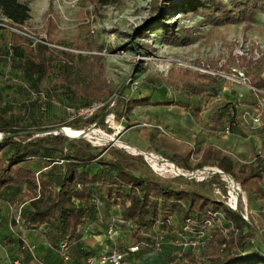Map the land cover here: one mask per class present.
<instances>
[{
    "label": "rangeland",
    "instance_id": "obj_1",
    "mask_svg": "<svg viewBox=\"0 0 264 264\" xmlns=\"http://www.w3.org/2000/svg\"><path fill=\"white\" fill-rule=\"evenodd\" d=\"M26 1L30 19L19 28L22 36L16 35L31 44L32 53L37 45H45L51 66L44 79L24 76L22 58L28 54L23 47L10 45L11 26L0 16V25L8 31H0V113L4 118L17 128L40 126L49 131L79 119L81 129L59 126L65 134L86 133L84 137L74 134L75 139H67L70 143L117 160L137 175L220 200L211 186L155 172L143 156L124 149L123 135L131 126L145 129L148 134L143 130L139 137L148 141L146 151L166 158L169 155L156 148L155 135L177 139L179 132L187 128L197 133L194 139L200 144L206 139L203 130L207 117L225 102L236 107L237 125L232 128L241 133L239 137L262 135L264 90L253 91L250 82L252 77L264 79V9L250 21L213 26L197 13L179 14L174 7L180 2L175 0H106L107 4L104 0H19ZM160 16L169 24L163 27L164 35L155 24ZM173 36L175 40H171ZM183 70L191 71L195 77H208L216 89L214 96L190 97L180 88L164 84L152 90L153 83L166 76L175 78ZM121 96H151L167 104L134 108L127 114L128 120L120 115V105L115 104ZM104 107L107 113L101 110ZM257 116L260 123L253 121ZM101 117L106 130L100 127ZM94 119L96 123H91ZM232 128L228 135L220 136L231 137ZM192 155L186 163L188 167L197 161L196 154ZM182 164L176 163L184 168ZM243 197L238 209L249 213L248 224L254 233L250 246L263 251L264 202L244 192ZM116 215L109 221H86L81 230L83 244L98 248L100 254L107 253L113 245L125 249L136 244L141 235L115 222L120 220ZM110 227L111 239L107 235ZM17 231L39 258L48 264H65L58 249L50 247L40 233L34 234L32 243L21 222L17 225L14 221H0V238L7 233L16 236ZM170 232L158 229L157 235L162 238L159 250L151 245L144 247L139 252L141 260L136 257L133 264H169L171 257L176 259L180 250ZM194 251L198 262L205 261L201 248ZM4 253L5 248L0 246V262ZM68 253L74 260L70 264H82L77 246Z\"/></svg>",
    "mask_w": 264,
    "mask_h": 264
},
{
    "label": "trees",
    "instance_id": "obj_2",
    "mask_svg": "<svg viewBox=\"0 0 264 264\" xmlns=\"http://www.w3.org/2000/svg\"><path fill=\"white\" fill-rule=\"evenodd\" d=\"M175 1L180 2L174 7L178 8L179 14L197 13L213 26L250 21L264 9V0ZM103 2L108 3L106 0ZM164 2L169 3V0ZM29 13L27 1L21 3L19 0H0V16L9 26H23L30 19ZM161 16L155 24H158L159 27L156 28L164 35L163 27L169 24L164 23ZM0 31L8 32L1 25ZM9 34L12 40L10 45L21 46L28 54L22 58L24 76L31 79L38 76L44 79L51 66L46 57L49 52L47 47L37 45L33 49L35 53H32L30 43L15 33ZM175 39L174 36L171 38ZM207 80L208 77H195L191 71L183 70L175 78L166 76L162 81L153 83L152 90L164 84L175 89L180 88L190 97L214 96L216 89L209 83L210 80ZM250 85L262 91L264 79L259 76L252 77ZM115 104L120 105V115L127 118L129 111L134 108L167 103L154 104L151 96H121ZM106 109L101 108L107 113ZM236 116L234 105L221 103L217 112L210 118V123L215 130H230L237 125ZM103 119L101 117L99 123L100 127L105 129ZM90 122L96 123V119ZM80 123L82 121L77 119L51 127L50 131H57L61 128L59 126L79 129ZM50 131L48 127L40 126L17 128L0 113V135L5 137L0 141V201L23 204L20 220L25 233H40L48 245L56 250H59L62 244H67L69 249L77 246L84 264L88 258H95L100 253L98 248L90 249L81 243V230L86 222L87 212L92 209L91 205L95 207L99 202H104L118 207L119 218L127 221L133 227V232L141 235L136 241L138 251L129 253L126 257L129 264H133L132 261L136 257L141 260L139 252L144 247L151 245L154 249L150 237H145L144 234H152L160 228H166L176 240L178 234L183 232L185 224L190 226L192 234L201 235V256L205 261L198 262L193 256L195 251L188 249L179 259L171 257L169 264H264V250L250 246L254 233L239 211H230L222 201L195 190L179 188L137 175L119 161L94 154L87 147H78L62 134H53ZM65 135L76 138L71 133ZM191 155L192 153L186 157L169 155L166 159L175 164L183 162L187 167L186 162ZM210 163H215L224 173L231 175L244 193L264 202V166L261 159L257 158L252 163L239 164L236 167L230 157L208 144L201 149L200 158L193 167L184 168L191 170ZM213 184L224 190L217 178L198 185L213 188ZM207 222H210V225ZM22 239L21 235L18 238L12 233L4 234L0 238V246L7 252L6 258L0 264H11L14 261L18 264H37L24 248ZM261 240L264 242L263 237ZM121 248L119 247V250L124 252L125 249ZM36 258L42 264H48L37 255ZM61 261L65 264L72 262L70 255L68 261Z\"/></svg>",
    "mask_w": 264,
    "mask_h": 264
},
{
    "label": "built area",
    "instance_id": "obj_3",
    "mask_svg": "<svg viewBox=\"0 0 264 264\" xmlns=\"http://www.w3.org/2000/svg\"><path fill=\"white\" fill-rule=\"evenodd\" d=\"M19 28H22V26H11L9 27V31L15 34H21L22 31L19 30ZM37 42V41H36ZM39 42V41H38ZM35 43V42H34ZM240 78H243V74H239ZM253 91L260 92L259 90H256L251 87ZM240 97L238 98V100ZM254 123H260V118L257 116L254 120ZM224 135L229 134V129L226 128L223 131ZM123 147V146H122ZM124 149H127L128 152L135 154V155H141L144 157L145 161L150 164L153 170L155 172L159 171L162 173H165L167 176L171 177H180L187 180L195 181L196 183H207L211 181L212 179L217 178L220 183L224 186V190L217 187L215 184H213V189L215 190L216 194L220 197V201L223 202L225 207L229 209L230 211L236 212L239 211L238 205L239 203L244 200L243 197V191L241 190L240 184L229 174L224 173L221 169H219L217 166H203L201 168L196 169H184L182 167H179L174 162L160 156L154 153H145L143 151L138 152V150L132 149L130 147L125 146ZM140 151V150H139ZM261 159L262 165L264 166V155L260 150H256L254 159ZM162 173H159L162 175ZM22 206H20L17 210V212L13 215L14 222L18 225L20 220V212H21ZM242 219L246 222L248 221L249 213L245 209L243 212L239 211ZM216 216H219V214H216ZM123 225L127 230L134 231L133 227L127 222L120 219L119 221H115ZM208 225H210V222H207ZM182 231L180 234H178V237L176 238V245L180 250V253L177 255V258L179 259L184 252L189 250H194L196 248H200L203 244L200 242V236H195V234H192L191 228L189 225L185 224L182 228ZM113 234V228L110 227L107 231L108 237L111 239V236ZM145 237H150V240L153 242L154 249L156 251L160 248V241L161 236L157 235V232H153L152 234H144ZM22 243L24 248L30 253L31 257L33 258V262L37 264H42L37 258L34 253V248L32 246H29L26 240L22 239ZM139 249L137 244L131 245L129 247H126L124 252H121L117 245H113L112 248L107 253H102L98 255L95 258H88L84 264H129L126 261V257L129 253H135ZM68 245L62 244L60 245V248L58 250V254L61 259L64 261L69 260V253H68ZM11 264H18L17 261L12 262Z\"/></svg>",
    "mask_w": 264,
    "mask_h": 264
},
{
    "label": "crops",
    "instance_id": "obj_4",
    "mask_svg": "<svg viewBox=\"0 0 264 264\" xmlns=\"http://www.w3.org/2000/svg\"><path fill=\"white\" fill-rule=\"evenodd\" d=\"M151 101L154 104L155 103H164V101H154L152 97H151ZM158 105H161V104L152 105V106H145V107L152 108L153 106H158ZM218 108L219 107H217L216 110L212 112L211 116H208L207 120L205 121L207 126L203 130V132L205 131L204 133H205V137H206V139H204L205 140L204 142H202L200 144L197 143L194 139V138H196L195 135L197 133L196 132L194 133V131H192V130L190 132V130L185 128L184 130L182 129L179 132L177 139H172V138L167 139L168 137H165L161 134L155 135L154 139L156 140L157 150H160L161 152H164L167 155H176L179 157H186L190 153L196 154V158L198 161L200 158L201 149L203 147H205L206 145L210 144L214 148L222 151V153L225 156L230 157L234 162V166H236V167L239 164L252 163L253 159H254L255 152L258 149H260L264 155V132L262 133V135H259V136L255 135L254 137H251V138H245V137H239L238 135H241V133L234 131L233 130L234 128H232L231 137H222L220 135H224L223 131L215 130L212 128L213 125H212V123H210V118L212 117V115L215 112H217ZM127 119L129 120V116L127 117ZM128 120H126V121H128ZM143 130L145 131V129H143ZM143 130L142 129H140V130L136 129L135 126L128 127V129L126 130V132L123 135V138L125 140V143H123V144L126 145L127 147H130V148L135 149V150H140V151H143L145 153H153V152L146 151V146L149 145L148 141L146 142L143 140L142 137H139V134L144 133ZM132 132H134V133L130 134ZM146 132L148 134V131H145V133ZM158 132H161V131H158ZM197 141H199V140H197ZM145 144H148V145H145ZM149 151H152V150H149ZM192 156L193 155L190 156L189 160L192 159ZM235 159H238V161H236ZM184 165L182 164V166L185 168H192L193 167V165L191 167L190 166L188 167L187 164H186L187 167ZM208 165L216 166L215 163H210ZM208 165H206V166H208ZM262 182L264 184V173L262 176ZM22 205L23 204L19 205L17 203L14 204V203L8 202V201H6V203L0 201V221H14L13 215L18 210V208ZM91 207H92V209L90 210V212H87L88 216H87L86 221H109L112 219V216H115L117 214L116 217H119V215H120L118 207L111 206V205L106 204L104 202H99V204H96L95 207L93 205H91ZM19 232L20 231H17V233L15 234L16 237H18V238L20 237ZM34 234H38V232L25 233L26 237H28V240H30V242H32V243H34L33 240L35 239ZM83 242H85L84 237L81 236V243H83ZM6 256H7V252L5 249V253L1 259L2 260L5 259Z\"/></svg>",
    "mask_w": 264,
    "mask_h": 264
},
{
    "label": "water",
    "instance_id": "obj_5",
    "mask_svg": "<svg viewBox=\"0 0 264 264\" xmlns=\"http://www.w3.org/2000/svg\"><path fill=\"white\" fill-rule=\"evenodd\" d=\"M50 132H51V131H50ZM56 132L62 134L66 139H69V140H70V139H75V138H69V137H67V136L65 135V133H64V128H59ZM51 133H53V132H51ZM54 134H55V133H54ZM85 135H86V133L82 131V133H81L80 135H78V137H84ZM4 138H5L4 136H1L0 141H1L2 139H4ZM138 152H141V151L138 150Z\"/></svg>",
    "mask_w": 264,
    "mask_h": 264
},
{
    "label": "bare ground",
    "instance_id": "obj_6",
    "mask_svg": "<svg viewBox=\"0 0 264 264\" xmlns=\"http://www.w3.org/2000/svg\"><path fill=\"white\" fill-rule=\"evenodd\" d=\"M72 133H73V135H74V134L79 135L78 133H75V132H71V134H72ZM68 134H69V133H68ZM74 136H75V135H74ZM0 138H1V137H0Z\"/></svg>",
    "mask_w": 264,
    "mask_h": 264
}]
</instances>
